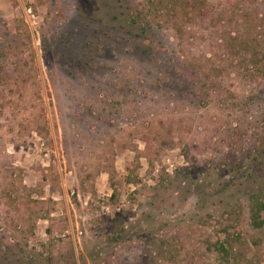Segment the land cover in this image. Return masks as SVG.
<instances>
[{
	"label": "rangeland",
	"instance_id": "obj_1",
	"mask_svg": "<svg viewBox=\"0 0 264 264\" xmlns=\"http://www.w3.org/2000/svg\"><path fill=\"white\" fill-rule=\"evenodd\" d=\"M169 6L0 0V264H264V0Z\"/></svg>",
	"mask_w": 264,
	"mask_h": 264
},
{
	"label": "trees",
	"instance_id": "obj_2",
	"mask_svg": "<svg viewBox=\"0 0 264 264\" xmlns=\"http://www.w3.org/2000/svg\"><path fill=\"white\" fill-rule=\"evenodd\" d=\"M162 1V0H161ZM205 0H164L166 4H169L170 9H174V6H178L182 11L183 15L188 16L193 13L201 11ZM254 64V63H253ZM262 191V189H260ZM249 206H248V217L249 224L253 228H259L264 223L261 213L264 211V192L257 194H249ZM225 239L215 240L211 245L216 252L225 253L224 246ZM209 249V247H207Z\"/></svg>",
	"mask_w": 264,
	"mask_h": 264
}]
</instances>
